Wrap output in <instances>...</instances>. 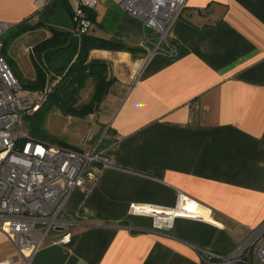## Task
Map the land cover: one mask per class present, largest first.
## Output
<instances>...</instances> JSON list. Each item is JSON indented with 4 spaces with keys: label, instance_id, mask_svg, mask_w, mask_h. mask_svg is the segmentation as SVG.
Here are the masks:
<instances>
[{
    "label": "crops",
    "instance_id": "obj_1",
    "mask_svg": "<svg viewBox=\"0 0 264 264\" xmlns=\"http://www.w3.org/2000/svg\"><path fill=\"white\" fill-rule=\"evenodd\" d=\"M51 2L0 0V20L14 29L10 44L39 33L29 52L50 35V15L36 24ZM94 13V35L139 48L142 23L118 0H100ZM170 40L173 58L146 61L142 48L89 51L88 60L105 63L110 84L94 111L67 115L83 135L64 142L88 151L100 140L117 167L103 168L90 190L72 191L67 211L85 217L70 228L71 251L48 242L31 264H202L199 249L226 254L264 220V0H187ZM7 45L4 58L27 82ZM178 191L186 198L179 207ZM153 213L186 216L158 230ZM6 261L19 264L0 231V264Z\"/></svg>",
    "mask_w": 264,
    "mask_h": 264
},
{
    "label": "built area",
    "instance_id": "obj_2",
    "mask_svg": "<svg viewBox=\"0 0 264 264\" xmlns=\"http://www.w3.org/2000/svg\"><path fill=\"white\" fill-rule=\"evenodd\" d=\"M99 1L77 0L72 22L78 35L88 34L92 29L87 10L94 11ZM186 1L118 0L124 13L142 23L139 47L145 50L146 61L157 55L177 56V46L171 42L170 33ZM11 27V23L0 20V231L12 242L19 264H31L34 255L48 242L71 251L70 228L85 217L67 211L72 191L90 190L103 168L117 165L106 155L100 140L91 150L83 151L29 134L24 117L46 101L59 79L47 80L37 90L23 87L2 53L3 35ZM120 139L116 136V141ZM185 200L178 191L176 205ZM135 210L138 208L130 209ZM155 214H151V222L158 230H163V226L169 228L175 216H186L176 214L164 220ZM198 253L202 264H264V220L228 253L217 254L206 249H199Z\"/></svg>",
    "mask_w": 264,
    "mask_h": 264
},
{
    "label": "trees",
    "instance_id": "obj_3",
    "mask_svg": "<svg viewBox=\"0 0 264 264\" xmlns=\"http://www.w3.org/2000/svg\"><path fill=\"white\" fill-rule=\"evenodd\" d=\"M43 13L46 17L39 20L36 26L46 25L45 20L52 17L54 21L47 25L50 35L29 49V56L35 68L34 79L20 82L25 89L37 90L43 88L47 80L53 79L52 75H58L60 78L52 87L46 101L35 112L26 115L24 122L31 136L39 140L69 146L64 141L50 135L44 128V124L48 112L53 107L59 109L65 116L75 117L87 116L96 109L110 80H106V65L103 61L88 60L89 51L110 49L136 54L141 52V48L129 46L120 39L98 37L92 33V29L88 34L78 35L76 25L72 22V9L67 2L53 0L44 7ZM87 13L93 22L94 11L87 10ZM47 15L50 17L47 18ZM62 16H67L71 21L69 28L63 23ZM3 42L5 46L8 40L4 39ZM2 53L4 54V49ZM88 78L93 80L92 91L89 99L81 102L79 101L80 93Z\"/></svg>",
    "mask_w": 264,
    "mask_h": 264
},
{
    "label": "rangeland",
    "instance_id": "obj_4",
    "mask_svg": "<svg viewBox=\"0 0 264 264\" xmlns=\"http://www.w3.org/2000/svg\"><path fill=\"white\" fill-rule=\"evenodd\" d=\"M63 23L70 24L68 22V19L66 17L62 18ZM14 29L10 28L7 33L4 34V39H7V49L12 48L13 43L12 42V32ZM147 33L149 31L147 30ZM39 33L29 34L26 37L21 38L19 41L15 42L13 46L14 49V63H11V66L14 67L13 69L16 72H19L24 77L25 81H32L31 79L35 75V68L34 65L29 57V52L26 49V44L33 41V39L38 36ZM16 49V51H15ZM9 54V53H7ZM16 67V68H15ZM14 71V70H12ZM15 73V72H14ZM16 74V73H15ZM19 80V79H18ZM20 81V80H19ZM29 90V89H28ZM91 92V83L86 84V86L81 91V97L80 101L85 102L89 99ZM77 119L70 118L65 115H63L59 109L53 107L49 112L45 120L44 128L50 133V135L66 141V139H69L67 134H71L70 138H79L83 135V130L81 133V130L78 131L76 128H74V125L76 123ZM25 123V127L26 122ZM82 123L86 124L85 121ZM27 129V127H26ZM28 130V129H27ZM101 139V138H100Z\"/></svg>",
    "mask_w": 264,
    "mask_h": 264
},
{
    "label": "water",
    "instance_id": "obj_5",
    "mask_svg": "<svg viewBox=\"0 0 264 264\" xmlns=\"http://www.w3.org/2000/svg\"><path fill=\"white\" fill-rule=\"evenodd\" d=\"M162 229H163V230H167V227L163 226Z\"/></svg>",
    "mask_w": 264,
    "mask_h": 264
}]
</instances>
